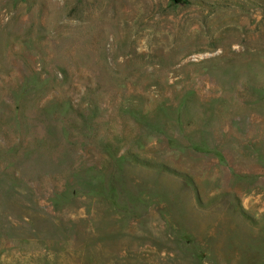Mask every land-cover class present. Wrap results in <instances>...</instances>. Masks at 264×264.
<instances>
[{
    "label": "rangeland",
    "instance_id": "rangeland-1",
    "mask_svg": "<svg viewBox=\"0 0 264 264\" xmlns=\"http://www.w3.org/2000/svg\"><path fill=\"white\" fill-rule=\"evenodd\" d=\"M262 85L264 0H0V264H264V108L211 109ZM192 89L224 157L118 109ZM80 112L118 138L70 143Z\"/></svg>",
    "mask_w": 264,
    "mask_h": 264
},
{
    "label": "trees",
    "instance_id": "trees-1",
    "mask_svg": "<svg viewBox=\"0 0 264 264\" xmlns=\"http://www.w3.org/2000/svg\"><path fill=\"white\" fill-rule=\"evenodd\" d=\"M87 93H98V90L88 87ZM197 93L194 89L188 93H184L182 96L167 97L163 93H155L154 97L148 99L144 97L131 96L124 98L118 105L120 113L126 117L132 124V132H140L138 138L146 136L149 139L156 140L159 146H165L170 151L184 153L186 151L213 153L224 157L223 151L220 145L214 143L211 139V121L212 117L205 116L208 109L203 103L201 108L204 109V116H199L201 113L197 110ZM88 105L92 107L100 108L99 102L91 97L88 101ZM235 102V103H234ZM246 104L254 106L255 108H264V86H258L252 88L250 93V99L246 98H233L232 101L226 99H214L211 103V109L226 113L230 111L231 104ZM202 123L199 124V121ZM234 124L241 126V123L234 120ZM29 129L26 131V136L29 135ZM109 134L102 135L98 133L94 126L91 124L90 118H86L83 113L80 112L78 120L69 127H65L63 135L70 142H79V138H84L90 142V144H98L100 137L108 139H117L118 135L116 131ZM55 138V133L52 135ZM198 138V139H197ZM38 140L39 144L48 142L43 139L30 140V137L26 141L29 142V146H32ZM25 140L21 138L19 141L23 143ZM105 141V140H103ZM106 143V149L110 152V156L116 159L125 158L123 154L122 145ZM23 148V147H21ZM19 150V149H18ZM8 152V151H7ZM129 158L140 162L138 157L133 153H128ZM152 165L154 163H145ZM91 169V167L89 168ZM14 181H20L18 170L14 171ZM89 184V183H86ZM92 184V183H91Z\"/></svg>",
    "mask_w": 264,
    "mask_h": 264
}]
</instances>
